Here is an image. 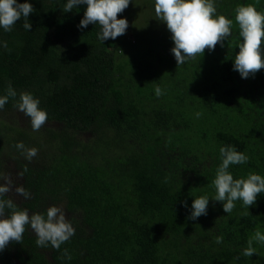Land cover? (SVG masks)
Wrapping results in <instances>:
<instances>
[{
    "label": "trees",
    "instance_id": "1",
    "mask_svg": "<svg viewBox=\"0 0 264 264\" xmlns=\"http://www.w3.org/2000/svg\"><path fill=\"white\" fill-rule=\"evenodd\" d=\"M28 2L29 30L23 17L9 32L0 27V96L9 85L17 92L0 109V173L11 168L13 193H30L5 199L30 214L61 207L75 234L59 249L38 247L29 226L0 251V264H264V244L243 255L255 231L264 233V193L249 209L236 201L231 213L212 199L222 146L249 157L230 166L234 178L264 176V69L242 78L233 68L242 42L235 9L252 3L264 12V0H214L234 21L231 35L183 65L155 0L140 2V31L104 42L98 25L78 27L86 5L64 12L67 0ZM25 91L48 114L36 132L14 107ZM87 132L95 142L80 139ZM17 142L37 155L29 161ZM202 195L207 215L190 219Z\"/></svg>",
    "mask_w": 264,
    "mask_h": 264
},
{
    "label": "clouds",
    "instance_id": "2",
    "mask_svg": "<svg viewBox=\"0 0 264 264\" xmlns=\"http://www.w3.org/2000/svg\"><path fill=\"white\" fill-rule=\"evenodd\" d=\"M130 0H67L64 12L72 11L79 5H86L83 18L78 27L86 28L89 24L98 25L101 32L98 38L103 42L116 39L124 35L128 27L126 18H118L128 6ZM34 12L33 5L25 0H0V27L9 32L21 17L25 22L26 30L31 28L29 14ZM155 15L158 20L167 25L171 33L174 47L171 49L177 65H183L188 60L202 57L205 50L212 51L219 43L231 35L234 25L233 19L226 15L218 14L214 0H155ZM235 24L239 30L242 42L238 44L239 52L234 57V70L242 78L254 76L264 69V12L259 11L255 4H243L235 9ZM7 48V42L3 43ZM157 97L163 95L161 87H155ZM17 92L9 85L6 94L0 96V109H3L9 98H15ZM20 112L30 118L31 127L39 131L48 119L47 111L40 107V101L30 92H21L19 101L14 105ZM202 114L196 113L197 118ZM15 147L25 155L29 161L35 157L38 150L35 147L26 148L23 142H17ZM222 162L217 167L215 178L212 181L215 187V201L223 202V211L231 213L236 201H242L243 207L249 209L256 203L257 197L264 193V176L249 173L246 178H234L229 170L231 165L247 163L249 157L237 151L234 146H222L219 149ZM24 171H27L25 167ZM22 176L23 173H18ZM0 251L11 242H22L23 234L27 227H31L36 234V245L46 247L49 243L54 249H59L61 244L68 241L75 229L67 219L61 207L52 205L46 214H30L27 209H21L10 198L5 199L13 191L14 183L10 175L0 173ZM17 195L30 198V193L23 186H15ZM187 207V202H183ZM209 197L199 196L192 201L190 219H197L207 215ZM244 212L242 215H248ZM216 243H222L223 237L217 236ZM255 243L264 244V233L259 229L248 239L243 255L251 257L257 253L253 246ZM65 256L70 259L67 250Z\"/></svg>",
    "mask_w": 264,
    "mask_h": 264
},
{
    "label": "rangeland",
    "instance_id": "3",
    "mask_svg": "<svg viewBox=\"0 0 264 264\" xmlns=\"http://www.w3.org/2000/svg\"><path fill=\"white\" fill-rule=\"evenodd\" d=\"M140 2H142V0H130L129 6L125 9V11H130L127 13L123 12L121 13V18H128V27L126 30V33L124 34L125 36H127L128 38L133 34V29H138L140 31V21L146 23V12L144 9L140 10ZM132 27V28H131ZM33 132H36L33 130ZM87 134V135H86ZM86 134L83 135V137H80V139L82 141H90L91 143L96 141L95 136L92 135V133L87 132ZM11 172L8 174L5 173V175H10L12 180L14 181L15 179V173L14 171L10 168ZM14 191H12V195L14 198L18 199L19 196L16 195L15 193H13Z\"/></svg>",
    "mask_w": 264,
    "mask_h": 264
}]
</instances>
